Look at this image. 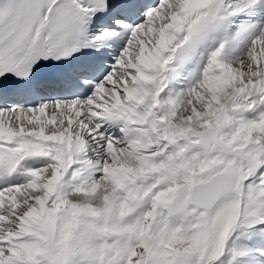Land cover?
I'll return each mask as SVG.
<instances>
[{
  "label": "snow or ice",
  "instance_id": "1",
  "mask_svg": "<svg viewBox=\"0 0 264 264\" xmlns=\"http://www.w3.org/2000/svg\"><path fill=\"white\" fill-rule=\"evenodd\" d=\"M0 264H264V0H0Z\"/></svg>",
  "mask_w": 264,
  "mask_h": 264
}]
</instances>
